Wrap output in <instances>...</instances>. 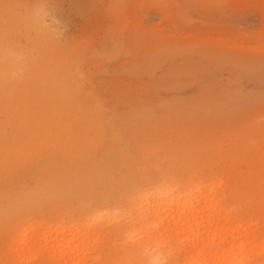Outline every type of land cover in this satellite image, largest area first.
<instances>
[{"label":"rangeland","instance_id":"374dc122","mask_svg":"<svg viewBox=\"0 0 264 264\" xmlns=\"http://www.w3.org/2000/svg\"><path fill=\"white\" fill-rule=\"evenodd\" d=\"M34 11L47 27L41 17L30 21ZM0 36L21 53L15 59L26 68L18 75L60 64L105 121L86 130L92 142L63 144L73 158L65 159L74 167L68 187L84 189V199L59 191L12 216L16 222L81 220L92 206L119 202L133 210L132 199L152 185L175 179L185 190L196 175L221 181L228 210L264 229V0H0ZM17 98L11 93L3 104ZM2 127L7 138L23 135ZM31 161L7 177L20 183L18 193L35 185ZM119 224L106 220L99 229L109 236ZM105 241L89 255L116 264L115 236Z\"/></svg>","mask_w":264,"mask_h":264},{"label":"bare ground","instance_id":"6f19581e","mask_svg":"<svg viewBox=\"0 0 264 264\" xmlns=\"http://www.w3.org/2000/svg\"><path fill=\"white\" fill-rule=\"evenodd\" d=\"M38 13H29L31 22L40 20ZM42 20L41 26L45 24ZM43 40L48 42L47 38ZM0 53L3 58L0 62V264H96V257L89 254L113 235L117 241V246L113 245L116 264H264V229L241 223L235 217L236 212L228 210L230 197L221 181L208 184L196 175L187 178L192 187L187 184L185 190L175 179L152 185L135 196L136 200L134 197L130 203L126 202L135 211L126 210L122 207L125 202H119L105 209L92 206L81 220L45 223L41 218H25L16 222L14 215L39 208L59 191H65V200L78 203L84 199V189L77 184L68 187L74 168L69 162L73 158L68 146L63 144L92 142L95 135L88 137L86 130L95 128L96 132L104 120L98 108L84 96L71 71L66 73L59 64L49 72L40 70L36 76L35 65L25 79L17 74L26 68L22 60L15 59L21 53L9 49L1 36ZM14 92L17 100L11 99L4 105L6 97ZM3 122L15 130L22 129L23 135L7 138ZM83 133L87 137L83 138ZM33 154L38 158L33 159ZM68 155L69 162V158L65 160ZM26 159L32 160V168L39 173L35 185L19 194L15 188L20 183H11L12 176L9 181L7 177L17 163ZM11 191L17 194L11 195ZM107 194L113 196L111 191L99 195L102 199ZM91 197L87 194L86 200ZM135 214L137 217L132 218ZM115 219L120 224L109 236L102 234L101 225ZM92 226L97 229L93 230Z\"/></svg>","mask_w":264,"mask_h":264}]
</instances>
